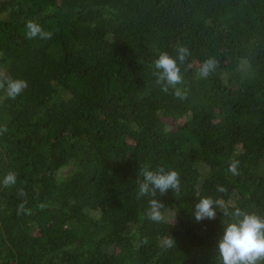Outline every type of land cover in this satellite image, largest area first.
Masks as SVG:
<instances>
[{"label": "trees", "instance_id": "1", "mask_svg": "<svg viewBox=\"0 0 264 264\" xmlns=\"http://www.w3.org/2000/svg\"><path fill=\"white\" fill-rule=\"evenodd\" d=\"M180 47L183 100L153 65ZM0 74L28 82L0 92V264H221L232 217L195 203L264 216V0H0ZM161 167L181 193L157 191L153 222L137 179Z\"/></svg>", "mask_w": 264, "mask_h": 264}, {"label": "clouds", "instance_id": "2", "mask_svg": "<svg viewBox=\"0 0 264 264\" xmlns=\"http://www.w3.org/2000/svg\"><path fill=\"white\" fill-rule=\"evenodd\" d=\"M26 38L50 39L51 32L45 31L38 23L29 20L25 24ZM189 51L185 47H180L177 51V57L174 59L166 53H161L153 61L156 73L157 84L160 90L168 93L172 89V95L177 99L183 100L187 96L186 89L179 85L183 84L181 69L177 60L184 63ZM215 67V61L212 58L206 59L198 69L200 78H207ZM28 87V82L19 78H11L0 74V92H3L4 98L15 99ZM7 129H0L6 131ZM239 161L232 160L228 165V171L233 175H239ZM142 179H137L138 191L137 197L151 196L149 200V209L146 212L147 219L153 222H161L165 219L161 212L164 205L155 199L157 191L165 194L172 190L177 196L181 193V184L179 173L174 170H165L163 167L153 171L148 168L143 169L140 174ZM16 182L15 173L9 172L2 180L5 187L11 186ZM218 191L225 189L218 186ZM23 195V192L20 193ZM215 205V207H214ZM23 210V204L20 205ZM216 208H219L223 215L231 216L232 219L224 224L222 238L217 242L218 257L221 264H264V216L256 213L246 212L240 208H235L229 212L220 201H214L210 197L200 198L194 206V217L197 221L204 219L214 220L216 218ZM144 238L141 243H147ZM161 247L171 248L175 246L174 239L169 235L160 242Z\"/></svg>", "mask_w": 264, "mask_h": 264}]
</instances>
